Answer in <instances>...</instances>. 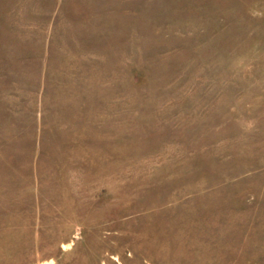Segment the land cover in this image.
<instances>
[{"label":"rangeland","instance_id":"1","mask_svg":"<svg viewBox=\"0 0 264 264\" xmlns=\"http://www.w3.org/2000/svg\"><path fill=\"white\" fill-rule=\"evenodd\" d=\"M0 264H264V0H0Z\"/></svg>","mask_w":264,"mask_h":264}]
</instances>
